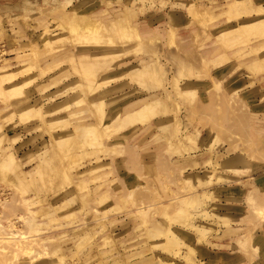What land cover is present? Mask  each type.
I'll list each match as a JSON object with an SVG mask.
<instances>
[{
  "label": "rangeland",
  "instance_id": "rangeland-1",
  "mask_svg": "<svg viewBox=\"0 0 264 264\" xmlns=\"http://www.w3.org/2000/svg\"><path fill=\"white\" fill-rule=\"evenodd\" d=\"M261 21L264 0H0V264H264ZM12 219L46 256L13 254Z\"/></svg>",
  "mask_w": 264,
  "mask_h": 264
},
{
  "label": "bare ground",
  "instance_id": "bare-ground-1",
  "mask_svg": "<svg viewBox=\"0 0 264 264\" xmlns=\"http://www.w3.org/2000/svg\"><path fill=\"white\" fill-rule=\"evenodd\" d=\"M236 11H238V8L236 9ZM261 22L262 23H260V24H264V21H261ZM88 24H92V23H88ZM252 24H254V25L259 24V22H255ZM254 25H251V26H254ZM251 26H249V28H251ZM249 30H252V28ZM206 55H208V54H206ZM199 56H201V55L199 54ZM199 63H205V62L200 61ZM174 82H175V88L180 87V85L178 84V79H175ZM151 105H152V103L144 105L141 108L137 109L136 111L124 115V117L116 118V120L111 122L109 125H105V126L103 125L104 131L107 132L106 135L108 137H112L113 133L117 132L118 128L124 129L128 125H132L136 122L145 123L149 120V117H150V119H156L158 113L156 110H154V108ZM37 112H38V110L33 111V109H28L27 111H23L20 115V117H21L20 120L27 123L33 117V114H35ZM39 112H40V110H39ZM97 113H101V112L97 111ZM100 123H102V118H101ZM95 128H97L95 125H93V126L89 125L88 127L85 126V127L76 128V131H78L76 137L78 139H84L85 140V138H88V136L95 131ZM61 131H63V130H61ZM67 141L68 140L63 139L58 144L62 145L64 143H66ZM12 163H13V161H11V164ZM1 203H2V201H0V204ZM17 219L21 220V218H17ZM29 222L30 221L27 218L24 219L25 225H28ZM9 223H10L9 226H10L11 233L9 234L8 240L12 241L14 244L13 246H15L16 251L13 252V254L15 256L19 253V254H23L24 257H26L27 259H29V258L32 259L31 257L39 259V258L44 257L48 254L46 251H44L42 253H36V255H34V252L29 247V245H27V244L24 245V241H26L27 238L23 235L22 230H19V228L16 226L17 222H15V220L12 219L9 221ZM21 246H23V247H21Z\"/></svg>",
  "mask_w": 264,
  "mask_h": 264
},
{
  "label": "crops",
  "instance_id": "crops-1",
  "mask_svg": "<svg viewBox=\"0 0 264 264\" xmlns=\"http://www.w3.org/2000/svg\"><path fill=\"white\" fill-rule=\"evenodd\" d=\"M176 16H178V20L176 19ZM164 18V16H163ZM165 20V24L168 23V24H173V27H178L177 30H180L184 27H186V24L189 23V21H186V16L181 14L180 12L178 11H172L169 13V16L168 18H164ZM216 51V50H215ZM212 52L208 51L206 54L208 55H204V56H209Z\"/></svg>",
  "mask_w": 264,
  "mask_h": 264
}]
</instances>
